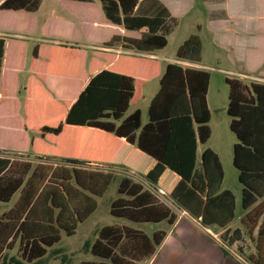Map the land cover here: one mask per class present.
<instances>
[{
  "label": "trees",
  "instance_id": "obj_1",
  "mask_svg": "<svg viewBox=\"0 0 264 264\" xmlns=\"http://www.w3.org/2000/svg\"><path fill=\"white\" fill-rule=\"evenodd\" d=\"M43 0H0V31L33 34L38 30ZM75 21L52 15L42 35L77 40L89 45L120 46L128 53L84 48L78 43L32 46L30 75L21 96L20 75L29 42L0 37V201L14 206L0 216V264L6 250L18 247V256L34 263L62 240L73 236L79 224L97 208L113 180L98 167L120 165L150 179L205 225L223 229L221 240L233 246L245 231L258 230L257 253L251 264H264V82L226 76L227 113L236 135L233 164L242 184V226L232 229L236 196L222 189L224 168L219 154L206 147L199 161V145L212 135L207 94L211 72L177 62L150 58L168 45L178 20L165 13H136L140 0H57ZM94 30H106L94 40ZM79 37V38H78ZM76 42V41H75ZM178 60L198 63L203 40L191 34L177 49ZM159 78L149 121L136 109L143 86ZM27 152L37 158H58L66 164H34L3 153ZM111 215L134 223L175 224L179 214L160 194L129 176L121 178ZM245 230V231H244ZM168 231L151 234L128 224L102 226L85 244L96 259L80 264H141L152 258ZM241 256L245 255L238 245Z\"/></svg>",
  "mask_w": 264,
  "mask_h": 264
},
{
  "label": "rangeland",
  "instance_id": "obj_2",
  "mask_svg": "<svg viewBox=\"0 0 264 264\" xmlns=\"http://www.w3.org/2000/svg\"><path fill=\"white\" fill-rule=\"evenodd\" d=\"M94 2L100 3L99 0H94ZM207 7L208 9H211V11L205 12L204 10H199V7L197 6L193 11L187 13V15L181 19L180 26L173 33H171V35H169L168 46L160 51H157L159 56L164 59H177L176 52L182 41L191 33L200 34L196 27L197 22H201L205 25L210 20L211 14L216 13L215 5H207ZM51 13L61 15L64 12L57 4L56 0H43L40 9L37 12L39 29L36 33V36L42 34L41 26L43 25L45 19ZM106 33V30H94L93 38L94 40H101L105 38ZM259 33L261 36L260 50L258 49V52H254L253 54L249 53V55L245 57V61L243 62V64L245 70L264 78V22H261L259 25ZM201 36L205 42V63H207V65L209 66L210 72L212 74L211 84L209 86L210 88L207 94V101L209 99L213 114L209 122V125L213 130V134L208 143L203 145V148L211 145L219 150L225 173L222 189H230L236 192V217L231 223L232 229H235L238 226H242L240 220L241 217L246 213V211L242 207V184L239 181V171L233 164L234 143L237 142V138L230 129L231 117L227 113V107L229 103V86L225 81L226 76L229 75L225 71H223V69L229 67L237 71V68L236 66H233V60L230 56V51L228 48H226L223 44H221V46H217L211 33L204 31L201 33ZM86 37L87 35H83L81 38L78 37L79 39L74 41H76L75 43L79 44H91L86 41ZM233 48L237 51L238 54L237 47L234 46ZM239 59H242L241 54L239 56ZM29 75L30 72L28 59L26 68L21 73V87L26 84ZM250 81H252V79L248 77L247 82ZM159 86V78L147 82L143 86V91L139 102L134 106H131L126 112L125 116H128L136 109H140L142 112L143 123L148 122L149 105L153 96L159 89ZM21 95H24L23 90L21 92ZM7 155L14 158L31 159L34 161V164L41 162L52 164L54 166L66 164L64 163V161L58 158L40 159L33 154L27 155L8 153ZM88 167H98L99 169H102L106 172H112L114 176L106 193L102 197L96 198V210L88 219L79 224L76 234L73 236H67L63 233L62 240L52 248H49L48 255L43 259L35 261L34 263H27L22 260L18 256V247H15L12 250L5 251L1 264H80V262L84 260L96 259L89 251L86 250L85 244L90 240L93 241L96 238L99 229L107 224H128L136 228L143 229L150 234L157 229L172 230V226L167 222L134 223L127 219L117 218L110 213L111 203L116 197H118L117 190L121 178L124 176H129L135 181L142 183L146 188L160 194L163 200L169 203L173 210L180 214L181 206L177 202L173 201L169 196H164L161 194V192H158L155 188L154 183L150 179L136 171L120 165H102ZM18 197L19 193H16L11 201H0V216L2 215V213L9 211L14 206ZM188 221H190L188 217L182 216L180 229L181 227L186 228L185 225ZM199 227L200 234H197L198 237L195 236V234L192 235V237L195 236V239L191 244L185 245L184 251L182 252V257L179 256L176 259V264H232L233 261H235L234 259L236 257V252L239 253L238 245L243 246L246 254H249L251 252L257 253L258 251V230H256L253 235L248 234L247 230H244V240L237 242L230 247L224 242L222 246L220 234H218L219 238L218 236H215V234L221 230L219 226H209L201 222ZM189 230L194 232L197 229L190 227ZM217 248H219V252H217ZM226 249L228 251H226ZM220 253L224 254V262L220 257V255H222ZM144 263L145 261H143L141 264Z\"/></svg>",
  "mask_w": 264,
  "mask_h": 264
},
{
  "label": "crops",
  "instance_id": "obj_3",
  "mask_svg": "<svg viewBox=\"0 0 264 264\" xmlns=\"http://www.w3.org/2000/svg\"><path fill=\"white\" fill-rule=\"evenodd\" d=\"M56 2L61 7L62 11L65 14L63 13L61 15H56L55 13H51L45 19V21L52 15L75 21V19L68 14V12L58 3L57 0ZM97 4L101 7V2ZM207 5H215L216 13L211 14L210 20L205 25L201 22H197L196 27L198 29V32L200 33V36H201V33L204 31L211 33L213 35L215 44L217 46H221V44H223L226 48L229 49L230 56L233 60V66H236L237 71L229 67L223 69V71H225L229 76L241 77L245 81H247V78L250 77L254 81L264 82V78H262L261 76L253 74L252 72L245 70L244 64H243V62L245 61V57H247L249 53L253 54L254 52H258V49L260 50L261 36L259 33V25L261 22H264V0H140L137 6V9H136V13L139 15L154 16L157 14L165 13L166 12L165 9H167L170 13V16L178 20V24L173 28L171 32L173 33L180 26L181 19L185 17L187 13L193 11L197 6L199 7V10H202V11L204 10L205 12L211 11V9H208ZM37 12H36V15H37ZM38 24H39V20H38ZM37 31L33 34H25L22 32L0 31V37H13L17 39L28 40L29 51H28V55L26 59L25 68H26L28 59L30 63V55H31L32 46L36 42H43V43H50V44H61V43L75 44V41L67 40L64 38L48 37L42 34L36 36ZM171 33L169 35H171ZM169 35H168V44H169ZM187 38H185L182 41V43ZM202 40H203V58H202V61L198 63H193V62L185 61V60H177L176 58L175 59H168V58L164 59L161 56H159L157 52L162 49L156 50L152 53H139V54L146 56V57H150V58L160 59L164 61L165 63L177 62L184 67H192V68L204 69V70L210 71L209 66L207 65V63H205L206 61L205 42L203 38ZM78 45L84 48L106 50V51L114 52L117 54L129 52L127 50H124L120 46L102 47V44L87 45V44H79V43ZM234 46L237 47L238 54H237V51L233 48ZM240 54L242 55V59H239ZM239 69H242V70H239ZM20 79H21V75H20ZM211 79H212V74H211ZM210 84H211V81H210ZM19 85H20V89L23 88L21 89V91L24 90V87L26 84H24L21 87V82L19 81ZM21 96L23 97L24 95H21ZM208 105L211 110V116H213L209 99H208ZM212 134H213V130H212ZM206 147H211L220 156L219 150L215 148L214 146L209 145ZM206 147L203 148L202 144L199 145V161H200V156ZM8 153L27 154V155L32 154V153H27V152H15V151L6 152L3 154L5 156H9L7 155ZM28 160H31V159H28ZM31 161L34 163L33 160ZM94 165L102 166V165H107V164L94 163ZM159 192L163 193L164 191L160 189ZM234 194L237 199L236 192H234ZM180 209H181V213L179 214L177 221L175 222V224L171 225L172 230H167L168 231L167 237L165 238L161 246L158 248L155 255L152 258L146 260L144 264H176L175 262L176 259L179 256L182 257V252L184 251L185 245L191 244L192 241L195 239L194 237L197 236V234H200L199 225L201 224V221L193 217L190 213H188L182 207ZM182 216L188 217L190 221L186 223L185 225L186 228L181 227L180 229ZM190 227L197 229V230L192 232L189 230ZM220 229L221 230L218 231V233H216L215 236H218V234H221L223 232V229L222 228ZM193 234H195V236L192 237ZM222 246H223V241H222ZM226 251L228 250L226 249ZM217 252H219V248H217ZM220 254H222L220 255V257L222 258L224 262L225 258L223 255L225 254V251H224V254L223 253H220ZM250 254H254V253L253 252L249 254L245 253L244 256H241L238 252H236V257L234 259L235 261H233L232 264H251L247 260H245L246 256Z\"/></svg>",
  "mask_w": 264,
  "mask_h": 264
},
{
  "label": "water",
  "instance_id": "obj_4",
  "mask_svg": "<svg viewBox=\"0 0 264 264\" xmlns=\"http://www.w3.org/2000/svg\"><path fill=\"white\" fill-rule=\"evenodd\" d=\"M164 191V190H163ZM163 193H165V192H163Z\"/></svg>",
  "mask_w": 264,
  "mask_h": 264
}]
</instances>
